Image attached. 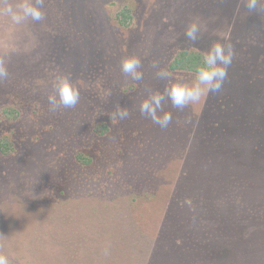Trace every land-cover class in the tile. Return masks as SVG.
Listing matches in <instances>:
<instances>
[{
    "label": "rangeland",
    "instance_id": "1",
    "mask_svg": "<svg viewBox=\"0 0 264 264\" xmlns=\"http://www.w3.org/2000/svg\"><path fill=\"white\" fill-rule=\"evenodd\" d=\"M42 10L20 25L0 14L9 264H264V10L244 0H43ZM222 38L236 54L220 92L183 109L166 99L167 128L140 113L150 91L164 93L158 68L191 82L195 70L171 67L177 53ZM129 54L142 80L122 73ZM65 73L79 103L52 111ZM118 104L129 116L113 122Z\"/></svg>",
    "mask_w": 264,
    "mask_h": 264
},
{
    "label": "clouds",
    "instance_id": "2",
    "mask_svg": "<svg viewBox=\"0 0 264 264\" xmlns=\"http://www.w3.org/2000/svg\"><path fill=\"white\" fill-rule=\"evenodd\" d=\"M244 2L250 12L264 10V0H244ZM42 6L43 0H18L15 4H6L0 9V14L7 16L14 25H20L28 20L40 22L45 18ZM200 33L201 26L197 21H190L185 26L184 35L188 40H197ZM235 54V47L227 38L214 41L202 54L191 82H185L181 77L174 76L168 68H158L156 75L166 82L164 93L159 90L150 91L140 101V113L162 129L167 128L172 122V114L163 109L165 100L170 101L172 107L183 109L189 105L199 104L209 93L220 92L228 77V67L232 64ZM120 66L122 73L132 81L143 79L140 57L134 54L125 55L121 58ZM7 76L6 67L0 63V80L6 79ZM52 87L55 91L48 96L52 111L74 108L79 103L80 91L71 79L70 73L55 77ZM128 116V111L118 104L111 119L116 122ZM0 264H9L8 257L2 253H0Z\"/></svg>",
    "mask_w": 264,
    "mask_h": 264
},
{
    "label": "trees",
    "instance_id": "3",
    "mask_svg": "<svg viewBox=\"0 0 264 264\" xmlns=\"http://www.w3.org/2000/svg\"><path fill=\"white\" fill-rule=\"evenodd\" d=\"M124 17H127V14L121 13ZM120 23H124V21L119 20ZM202 55L198 52L181 50L177 53L175 58L172 61L171 67L173 69H191L195 70V68L199 65L201 61ZM6 142L0 140V151H4V147L6 148Z\"/></svg>",
    "mask_w": 264,
    "mask_h": 264
}]
</instances>
